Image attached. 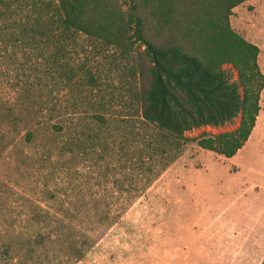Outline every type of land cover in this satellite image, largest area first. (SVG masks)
<instances>
[{
	"label": "rangeland",
	"instance_id": "374dc122",
	"mask_svg": "<svg viewBox=\"0 0 264 264\" xmlns=\"http://www.w3.org/2000/svg\"><path fill=\"white\" fill-rule=\"evenodd\" d=\"M129 1L115 0L124 12ZM238 7L235 31L254 10ZM59 16L57 0H0V264H169L170 245L199 237L222 212L255 222L264 129L232 158L193 139L239 119L166 144L139 113L133 57L65 29ZM11 113L33 118L30 144L9 129Z\"/></svg>",
	"mask_w": 264,
	"mask_h": 264
},
{
	"label": "trees",
	"instance_id": "16d2710c",
	"mask_svg": "<svg viewBox=\"0 0 264 264\" xmlns=\"http://www.w3.org/2000/svg\"><path fill=\"white\" fill-rule=\"evenodd\" d=\"M57 1L65 29L133 57L139 113L166 144L169 137L181 139L187 132L239 119L231 131L203 134L193 141L226 158L244 147L256 125L264 89L260 48L231 26L234 8L247 0H130L126 12L115 0ZM226 65L237 72L238 80ZM5 120L24 143L33 141L31 116L11 113ZM38 236L42 240L43 235ZM74 248L69 257L79 261L84 253Z\"/></svg>",
	"mask_w": 264,
	"mask_h": 264
},
{
	"label": "crops",
	"instance_id": "0c3cea01",
	"mask_svg": "<svg viewBox=\"0 0 264 264\" xmlns=\"http://www.w3.org/2000/svg\"><path fill=\"white\" fill-rule=\"evenodd\" d=\"M246 2L254 9L252 12L245 10L250 24L241 21L242 24L237 32L239 31L238 33L242 34L247 41L259 45L258 47L262 50V45L264 47V2L261 3V0ZM233 12L239 16L241 10L237 6ZM263 122L264 111L261 104L256 125L246 144L252 142L257 130L261 133L264 129ZM259 132L257 135L260 134ZM251 165L250 167H254L253 164ZM255 171L260 176H264L262 169L255 168ZM260 186L255 188L260 189ZM225 214L224 212L218 214L215 221L209 223L199 233V237L196 235L186 240L182 246L172 247L169 244V264H262L264 262V210H258L255 214L256 221L253 223L224 220L228 219L225 218Z\"/></svg>",
	"mask_w": 264,
	"mask_h": 264
}]
</instances>
